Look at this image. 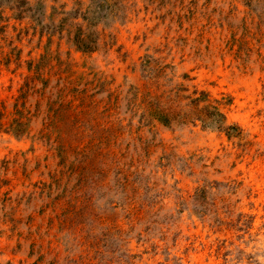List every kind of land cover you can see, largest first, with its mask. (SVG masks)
<instances>
[{"label":"rangeland","instance_id":"obj_1","mask_svg":"<svg viewBox=\"0 0 264 264\" xmlns=\"http://www.w3.org/2000/svg\"><path fill=\"white\" fill-rule=\"evenodd\" d=\"M0 264H264V0H0Z\"/></svg>","mask_w":264,"mask_h":264}]
</instances>
